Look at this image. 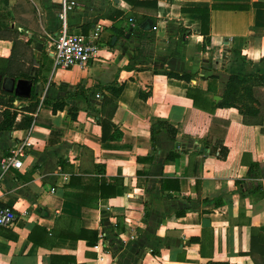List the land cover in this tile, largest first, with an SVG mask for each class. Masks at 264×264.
<instances>
[{"label":"crops","instance_id":"obj_1","mask_svg":"<svg viewBox=\"0 0 264 264\" xmlns=\"http://www.w3.org/2000/svg\"><path fill=\"white\" fill-rule=\"evenodd\" d=\"M1 1L0 20L23 27L30 41L35 82L33 98L13 102L12 131L0 132V158L26 145L22 168L0 177V205L16 214L8 228L16 239L0 235V264H50L51 256L55 264H254L245 254L250 236L264 229V178H248L249 158L242 157L264 172V107L262 125L248 127L236 109L208 114L186 92L219 102L231 74L264 71V0H146L156 10L136 16L123 0H74L68 34L98 31L100 47L86 68L71 69L54 68L48 54L62 0ZM196 9L210 10L206 36ZM141 16L148 18L143 25ZM120 30L123 37L115 35ZM11 48L0 40V58ZM114 82L123 85L115 98L99 89ZM104 96L116 103L112 122L121 136L113 141L101 140ZM47 99L66 105L53 112ZM156 121L177 129L175 138L152 128ZM218 138L228 149L224 160L205 144ZM72 175L116 181L115 194L92 206L68 201L66 192L80 190L68 187ZM34 226L54 236L92 230L98 240L89 247L61 236L38 246L28 240Z\"/></svg>","mask_w":264,"mask_h":264},{"label":"trees","instance_id":"obj_2","mask_svg":"<svg viewBox=\"0 0 264 264\" xmlns=\"http://www.w3.org/2000/svg\"><path fill=\"white\" fill-rule=\"evenodd\" d=\"M130 5L132 13L136 16L138 13L142 12L143 9L155 11L156 4L151 1L146 0H123ZM2 4L6 2L1 1ZM200 16V29L201 35L206 36L209 32V9H196L191 10ZM147 17L141 16L138 22L143 25L147 21ZM150 19V18H149ZM153 24V19H150ZM17 25V24H16ZM21 29L18 30L17 28ZM85 28V27H84ZM83 28V33L86 34ZM137 30V29H136ZM133 31V30H132ZM24 28L20 25L12 27L10 22L0 20V40L9 41L12 43V48L10 54L7 58H0V78H12L14 80H35L30 77L31 69L34 64L35 57L33 55V50L31 48L30 41L24 37ZM117 37H123L124 33L122 30L115 33ZM156 73V71H154ZM164 75L170 78H176L184 81H189L191 76L188 74H183L181 76L173 74L171 72L163 71ZM77 89V87H76ZM101 91H107L112 98L119 96L122 92L123 85L118 83H112L99 88ZM82 92H78V94ZM150 93V92H149ZM77 95V92L73 94ZM186 96L193 103V106L201 111L208 114H213L216 109H236L242 117V124L248 127L260 126L263 123L262 109L264 107V71L257 73L253 76L242 75V74H231L229 76L226 88L223 94L220 96L221 100L219 102H214L208 98L206 92L200 91L198 89H188ZM34 97L33 89L31 98ZM142 99H147L148 94L140 93ZM111 97L104 96L103 102L104 106L100 108L98 115V123L101 127L102 137L101 140L113 141L121 136L120 131L112 122L113 114L116 109V103ZM17 100L18 102H23L26 100L16 99L14 95L4 93L1 90L0 83V132H10L12 131L17 117L18 107L13 105V102ZM44 105L50 106L53 112L62 111L66 105L64 99L61 100H44ZM160 126L162 131H165L171 139L175 138L177 134V129L164 121H156L152 124L153 126ZM223 130V126H222ZM206 145L211 147V151L215 154L216 158L219 160H224L227 157L228 149L223 146L222 138L214 140H207ZM247 162L248 171L247 177L254 179L264 178V172L260 169L258 162L253 161L248 154H244L242 161L248 159ZM96 178H86L72 175L70 177V182L68 187H80V190L74 195L66 192L64 198L68 201L77 203L81 206H92V202H96L99 199L109 198L114 196L115 188L117 186L116 181L112 183H107L104 178L99 181ZM239 183V182H236ZM178 189V188H177ZM94 194V195H93ZM240 195H243L240 193ZM0 208H5L4 205H0ZM182 215V214H181ZM52 232H47L44 228L39 226H34L31 230L28 240L34 245H45L47 242L54 241L56 237H64L71 241L83 240L86 241L89 247L96 245L98 240V234L96 231L79 229L74 234H58L54 236ZM0 235L6 239L14 240L15 235L8 228L0 227ZM199 239L191 238L188 243H198ZM203 254V253H202ZM245 255L250 256L254 264H259L256 262L257 256L264 257V229L261 228L257 234H252L250 236V250ZM54 257H50V264H55L53 262ZM59 259V258H58ZM62 260L67 262H74L73 258L61 257ZM256 262V263H255ZM210 264H229L226 262H210Z\"/></svg>","mask_w":264,"mask_h":264},{"label":"built area","instance_id":"obj_3","mask_svg":"<svg viewBox=\"0 0 264 264\" xmlns=\"http://www.w3.org/2000/svg\"><path fill=\"white\" fill-rule=\"evenodd\" d=\"M78 8L74 0H62L58 13L60 31L51 41L48 54L54 68L71 69L86 68L97 58L100 47V33L95 31L89 36L68 34L67 17L69 12ZM132 22V20H129ZM26 145L20 144L8 151L7 156L0 158V177L10 169L20 170L25 157ZM16 222V214L12 208H0V227L11 228Z\"/></svg>","mask_w":264,"mask_h":264},{"label":"water","instance_id":"obj_4","mask_svg":"<svg viewBox=\"0 0 264 264\" xmlns=\"http://www.w3.org/2000/svg\"><path fill=\"white\" fill-rule=\"evenodd\" d=\"M134 36L138 35V32H134ZM130 34H127L125 36L126 39L130 38ZM115 38L112 39V44H114ZM169 70H174L168 66ZM0 83H1V90L4 93L7 94H12L14 95L15 98L17 99H22V100H29L31 98L32 94V86L33 83L31 80H14L12 78H0ZM215 101L220 100L219 97H214Z\"/></svg>","mask_w":264,"mask_h":264}]
</instances>
